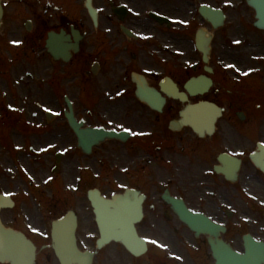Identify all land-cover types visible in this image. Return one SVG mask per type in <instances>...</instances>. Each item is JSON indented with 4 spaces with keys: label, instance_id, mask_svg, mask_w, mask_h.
<instances>
[{
    "label": "flooded vegetation",
    "instance_id": "obj_1",
    "mask_svg": "<svg viewBox=\"0 0 264 264\" xmlns=\"http://www.w3.org/2000/svg\"><path fill=\"white\" fill-rule=\"evenodd\" d=\"M0 1V206L15 244L9 252L0 247V264H64L51 216L67 204L50 202L49 161L50 146L75 143L83 154L65 118L66 93L75 91L93 103L92 119L75 111L84 128L128 133L94 148L89 157L98 149L103 156L91 170L78 161L80 248L88 239L86 248L96 251L100 236L92 189L124 194L128 209L144 201L137 227L149 251L118 252L116 264H215L209 236L192 231L175 203L225 227L223 239L240 251L247 235L264 242V29L255 7L244 0H92L95 23L86 0ZM203 6L221 10L223 23L215 26ZM59 43L68 60L50 53ZM142 87L166 100L160 111L140 100ZM201 102L220 109L214 124L172 123L187 104ZM114 259V251L100 250L94 264Z\"/></svg>",
    "mask_w": 264,
    "mask_h": 264
},
{
    "label": "water",
    "instance_id": "obj_2",
    "mask_svg": "<svg viewBox=\"0 0 264 264\" xmlns=\"http://www.w3.org/2000/svg\"><path fill=\"white\" fill-rule=\"evenodd\" d=\"M253 3L259 7V11L263 14L262 20H264V0H251L250 4L253 5ZM90 10L91 12H94V10L91 9V7ZM196 117L202 118V115L197 114ZM70 118H71L70 121L74 125V128L79 131L78 129L79 126L76 125L75 120L72 119V115L70 116ZM79 132H80V137L82 139V147L84 148V150L90 151L92 147V141L90 140V136L87 135L86 131H79ZM105 136H117V135L114 133L113 134L102 133L97 137H95V140L102 139ZM95 202H96V206H98L100 223L106 233L104 235V239L99 241V247H102L103 245L109 243L110 241H118L123 243L132 252H134L135 248H142V249L146 248L145 242L139 239L137 236V231L134 223L124 219L119 223L113 222L111 224V222L107 219L108 217L106 216V214H104V211L106 209L105 207H103L104 205H102L108 203V201L100 200L98 198L97 200H95ZM70 217L71 214L67 216L65 220H68L67 218ZM183 218L189 220L188 215H185V213ZM195 219L201 220L200 222L203 223V225L201 226V224H198L200 227H197V225H194L193 227L199 230L201 228L205 229V231L209 233L214 232V226L208 224L207 219L201 218L200 216H195ZM56 226L57 225H55V229H57ZM61 227L63 229L61 233H64L62 236V242L68 243V239H69L71 244V249H75L73 226L62 225ZM212 248L214 251V256L217 259V264H262L264 262L263 246L256 244L255 242H251L250 240L247 242L246 253L242 255L232 251V249L228 245H225L223 242L212 243Z\"/></svg>",
    "mask_w": 264,
    "mask_h": 264
},
{
    "label": "rangeland",
    "instance_id": "obj_3",
    "mask_svg": "<svg viewBox=\"0 0 264 264\" xmlns=\"http://www.w3.org/2000/svg\"><path fill=\"white\" fill-rule=\"evenodd\" d=\"M66 95L69 96V98L71 99V101L74 104L75 111L77 113H79V115L81 117H86V115H87L88 117H90V119H92L91 108L93 107V103L89 98H86V96L83 94L80 95L76 91L73 92L72 94L66 93ZM43 110L45 111L46 108L44 107ZM39 117L40 116L37 113L34 114V121L38 122ZM105 147H106V145L103 146V149H105ZM65 149H67V151H66V155H65L64 159L62 160V165L60 167L61 170L58 173L57 181L60 183L59 186L61 188L67 189L65 194L63 196H61L62 197L61 200L63 202H65V199H67L66 201L69 202L70 199L75 201V197L77 196L76 192L74 191L73 182H71L73 174L78 168V161L77 160L80 159V161L83 164H85L86 166H88V165L90 166L91 164L97 166L95 159L103 156V154L101 153V150L98 149L93 157H86V156H81V154H78V151L74 150L73 144H72V146H70V145L69 146H63V145L50 146V161H49L50 178H53L55 176L54 172H53V167L55 166V158H54L55 153L62 152ZM69 177H70L71 181H70ZM63 189H61V191ZM55 191L56 190L54 189V186L51 184L50 190H49L50 198L53 196V193ZM83 239H85V238L83 237ZM87 244H90V241L88 239H86L85 241L82 242L83 247H86ZM105 250L114 251L115 259L113 260V264H116V259H120L119 258L120 254L118 252H123V249L120 246H118L117 244H112L108 248H106ZM116 251H118V252H116ZM99 259H100V261H103L104 256H100Z\"/></svg>",
    "mask_w": 264,
    "mask_h": 264
},
{
    "label": "bare ground",
    "instance_id": "obj_4",
    "mask_svg": "<svg viewBox=\"0 0 264 264\" xmlns=\"http://www.w3.org/2000/svg\"><path fill=\"white\" fill-rule=\"evenodd\" d=\"M11 242L9 241V242H7L6 244H4L7 248H8V250H10V247H11V245H13V248H14V246H15V244H10ZM16 246H18L17 244H16ZM19 249V247H17V249L16 250H18ZM12 250H14V249H12Z\"/></svg>",
    "mask_w": 264,
    "mask_h": 264
}]
</instances>
